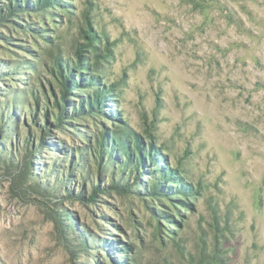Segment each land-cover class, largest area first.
Here are the masks:
<instances>
[{
  "label": "rangeland",
  "instance_id": "rangeland-1",
  "mask_svg": "<svg viewBox=\"0 0 264 264\" xmlns=\"http://www.w3.org/2000/svg\"><path fill=\"white\" fill-rule=\"evenodd\" d=\"M10 5L0 0V264H264V0ZM99 91L97 109L77 110ZM121 130L145 158L139 175L88 148Z\"/></svg>",
  "mask_w": 264,
  "mask_h": 264
},
{
  "label": "trees",
  "instance_id": "trees-1",
  "mask_svg": "<svg viewBox=\"0 0 264 264\" xmlns=\"http://www.w3.org/2000/svg\"><path fill=\"white\" fill-rule=\"evenodd\" d=\"M53 0H11V5L9 6L10 10H15L16 8H35V9H38V10H45L46 8H48V6L50 4H52ZM3 13H5L3 11ZM5 17V14L1 15L0 16V19ZM79 57L82 58V55L79 54ZM60 63V62H58ZM92 78H96V77H92ZM63 81H65V85L67 87V89L69 90L68 93H72V89L76 86V84L78 83V81L74 80L73 79L71 80L70 77L66 76L65 79H63ZM90 82V81H89ZM100 92H103V91H99V92H95V98L93 99L92 96L88 95L86 98H84V102L82 104L79 105V107H77V110H81V111H90L92 109H97L98 106L101 104V100L103 98L102 96V93ZM104 95V94H103ZM37 100H39L38 96H37ZM67 92H64V102H67ZM55 103H57V105L60 107V109L63 111L62 114H61V123H64L65 119L68 117V113L66 112V109L63 107L62 103H59L58 101H56ZM2 114V113H1ZM49 112L46 113V117L48 119L47 123L49 125L50 121V116H49ZM34 116L35 118H37V114L34 113ZM43 127V126H42ZM48 126L45 125L43 127V129H47ZM1 136V135H0ZM103 139L102 141H99L98 140V137H96V143L99 145V151H96L95 147L93 146H89L88 148H90V150L92 151L93 155H95V152H97L96 154H100L98 155V160H99V163L101 165V167L103 168L105 165H109L111 164L115 158L121 160V165H131L132 166V163H134L135 165H137V174L139 175L138 171L140 172L141 171V168L144 167V162H145V158L144 157H141L140 160L138 161V158H135V153L132 151V149H130V146H129V143L132 139L133 136L130 135V132L126 133L125 130H121L119 132H114L110 135H108V132H104L103 133ZM32 137L31 135L26 137L25 138V141H26V155H25V158L27 159L26 161V165H29V161H32L30 158H34L35 154L32 151V147H33V144L31 143L32 142ZM44 140H45V137H42L41 139V145H44ZM138 146V148H136L137 150L138 149H143L144 150V146H142V143L141 142H137L136 141V147ZM152 149L155 150L154 146H152ZM39 149L36 148L35 152H39ZM152 150V151H153ZM121 152V155L125 156V159L126 160H122L120 157H119V153ZM81 153V152H80ZM144 158V159H143ZM84 158L82 157V160H79V161H74V159L72 160L71 162V165L73 164H78V165H83V164H79L81 163V161L83 162ZM143 159V160H142ZM142 160V161H141ZM132 172V171H131ZM135 172V173H136ZM141 173H143V171H141ZM86 179H88V177L86 176L85 177ZM58 180V179H57ZM162 183L159 182V180H155L154 182H152V186L150 187L151 188V191H155L156 189H158L160 187ZM116 187H120V185H115ZM185 183H184V187H179V188H168L170 190H172L174 193H177L178 191H183V189L185 191H190L192 190V187L191 189L188 188L186 189L185 187ZM71 192V191H70ZM97 190L94 191L93 194H91L89 196V198H87V200H95L96 199V196H97ZM83 200H86V198H82Z\"/></svg>",
  "mask_w": 264,
  "mask_h": 264
}]
</instances>
